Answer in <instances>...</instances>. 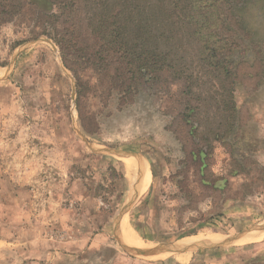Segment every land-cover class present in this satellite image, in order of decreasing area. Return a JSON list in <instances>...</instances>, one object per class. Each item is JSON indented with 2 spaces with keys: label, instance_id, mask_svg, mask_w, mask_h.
Returning <instances> with one entry per match:
<instances>
[{
  "label": "rangeland",
  "instance_id": "rangeland-1",
  "mask_svg": "<svg viewBox=\"0 0 264 264\" xmlns=\"http://www.w3.org/2000/svg\"><path fill=\"white\" fill-rule=\"evenodd\" d=\"M230 6L240 19L228 12L235 26L217 33H245L240 50L225 58L227 74H212L201 40H188L191 90L166 69L123 96L108 79L87 84L76 64L79 98L51 39L12 48L31 34L2 28L0 264H264V0ZM242 164L249 175L234 173ZM123 220L148 249L128 247ZM177 243L203 244L151 256L125 249Z\"/></svg>",
  "mask_w": 264,
  "mask_h": 264
},
{
  "label": "trees",
  "instance_id": "trees-1",
  "mask_svg": "<svg viewBox=\"0 0 264 264\" xmlns=\"http://www.w3.org/2000/svg\"><path fill=\"white\" fill-rule=\"evenodd\" d=\"M239 1L0 0V31L5 25L19 23L31 34L14 43L12 48L39 36L48 37L58 46L65 64L77 77L75 65L79 64L81 73L91 74L90 77L81 74L87 84L104 85L108 79L106 83L113 84L115 91L123 96L137 90L142 81L160 77L166 69L175 72L191 90L192 76L186 75L184 67L189 63L188 40L195 37L201 40L198 55L204 61L209 60L207 64L212 74H227L221 69L228 71L233 61L225 58L240 50V42L246 34L221 38L217 29L235 26L231 21L227 25L225 17L228 12L233 15L230 4ZM236 13L240 19L238 12L234 15ZM221 54L223 59L220 60ZM77 84L80 98L86 87L81 77ZM230 96L228 105L235 111L236 101ZM80 118L83 121L82 115ZM207 155L201 149L192 152V156L201 161ZM241 158L251 160L245 155ZM235 172L249 175L250 169L242 164Z\"/></svg>",
  "mask_w": 264,
  "mask_h": 264
},
{
  "label": "water",
  "instance_id": "water-1",
  "mask_svg": "<svg viewBox=\"0 0 264 264\" xmlns=\"http://www.w3.org/2000/svg\"><path fill=\"white\" fill-rule=\"evenodd\" d=\"M135 197L133 199H130V201L124 206V209L122 210V213H121V216L124 215V212L127 211L131 206H132V203L134 201ZM247 234L245 235H239V236H236L232 241H236V240H240L242 238H244ZM203 243H200V244H185L183 246H180L177 244H174V245H166L164 247H159L158 249H155V250H152V251H148V252H145V253H142V252H133L129 249H127L125 246V249L135 255H138V256H151V255H158V254H161V253H165V252H171V251H190L191 249H194V248H200L202 246Z\"/></svg>",
  "mask_w": 264,
  "mask_h": 264
},
{
  "label": "bare ground",
  "instance_id": "bare-ground-1",
  "mask_svg": "<svg viewBox=\"0 0 264 264\" xmlns=\"http://www.w3.org/2000/svg\"><path fill=\"white\" fill-rule=\"evenodd\" d=\"M4 70L0 69V76L3 74ZM130 163L132 165L138 166V163L134 160H131ZM149 183V178L147 174V180L146 185L143 187V191H145L147 184ZM128 221L123 220L121 223V235L128 245L129 248L135 249V250H146L148 249V245L141 242V240L137 237L134 230L131 229ZM151 249V248H150Z\"/></svg>",
  "mask_w": 264,
  "mask_h": 264
},
{
  "label": "crops",
  "instance_id": "crops-1",
  "mask_svg": "<svg viewBox=\"0 0 264 264\" xmlns=\"http://www.w3.org/2000/svg\"><path fill=\"white\" fill-rule=\"evenodd\" d=\"M260 237H264V232L262 234H256V239L260 238ZM243 240V239H242ZM255 241V236L253 234V236L251 237V239L248 242H254ZM214 253V252H213ZM215 254V253H214ZM209 255V254H208Z\"/></svg>",
  "mask_w": 264,
  "mask_h": 264
}]
</instances>
